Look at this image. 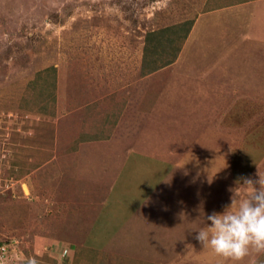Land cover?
Here are the masks:
<instances>
[{"label":"rangeland","instance_id":"obj_1","mask_svg":"<svg viewBox=\"0 0 264 264\" xmlns=\"http://www.w3.org/2000/svg\"><path fill=\"white\" fill-rule=\"evenodd\" d=\"M183 23L196 27L188 45L169 44ZM164 29L149 38L146 55L147 35ZM178 48L182 64L153 78L142 72ZM175 79L168 93L162 83ZM124 114L118 145L138 137L145 150L155 145L146 152L187 150L186 163L203 158L225 184L193 186L181 170L170 199L158 202L156 192L119 234L100 237L105 250L72 248L65 234L79 223L78 203L103 197L115 175L90 163L118 153L116 143L76 151ZM258 171L264 175V0H0L4 264H264L255 252L237 262L219 257L195 238L208 214L231 203V180L257 179Z\"/></svg>","mask_w":264,"mask_h":264},{"label":"crops","instance_id":"obj_2","mask_svg":"<svg viewBox=\"0 0 264 264\" xmlns=\"http://www.w3.org/2000/svg\"><path fill=\"white\" fill-rule=\"evenodd\" d=\"M221 9L223 10L224 8ZM221 9H217V11H220ZM214 11H209L207 13L210 14V12L212 13ZM191 28H196L194 27V23ZM188 36L189 34L184 41V48L188 45ZM204 44L210 47V43L207 44L205 42ZM197 47L200 46L197 45ZM180 64H182L181 57L177 56L172 64L160 69L166 70L169 67H177ZM160 69L146 75L153 78L162 71ZM177 80L178 79L172 81L169 80L171 81L170 83L166 84L164 82L162 83V86L166 89V91H168V93H170V89H175V86L178 87ZM175 91L179 96V90ZM159 95L160 94L157 92V97L154 101L155 105L158 102ZM170 107H172V105ZM125 116L126 115L124 114L123 116L115 118V124L111 123L110 120L107 119V121L109 120L110 122L107 125L104 124V126L108 127V129H106L107 132H103L102 136H100L101 134H98L96 138L94 137L93 139L89 138L86 141H81V146L78 147L79 149L76 153L80 152L81 148L85 147V145L97 146L99 148L98 150L102 151L105 150L104 148H109L111 151L112 143L117 144L122 139V135L119 133L117 136L118 132L116 131L119 129L120 125H122V120H125ZM118 119L120 120L118 121ZM112 129L114 133L112 132ZM228 131L233 135L235 133L232 127ZM142 133L145 136L144 132ZM147 139L146 141L150 142V140ZM140 143L142 142L138 140L137 137L136 141L130 140L125 143V146L117 144V148H115L117 150L115 151L118 153L113 159H110L108 156L109 160L105 158L103 162L99 163V166L95 163H90V167L102 169L100 171L101 173L99 172V175H105L107 172H110L111 168H113L115 175L113 176V179H111V183L109 184L110 186L103 197L97 198L96 201L90 197L89 203H78V208L74 211L73 217L75 219V223H77L78 220L79 223L72 224L71 227L66 229L72 234V236L71 234H69V236L65 234L67 238L69 237L72 240L71 241L69 239V243H67L70 247L73 248L78 246L80 248L86 247L91 250L94 248L105 250L106 244H104L105 242H101L100 237L103 239H109L112 238L110 233L119 234L131 221V219L136 217L145 203H149L150 198H153V195L156 194V192L162 191L161 193H163L164 196V198L158 202H165L167 199H170L169 197L171 196H168V192L173 190L171 183H173L175 178L180 180L179 176L181 175V170L193 176L195 179V184L193 186H195L196 183L197 185H203L207 182H213V184H216V182L221 184L224 183L222 178L216 177L215 175L211 176L208 172H206V164L201 162L203 158H197V156L194 155L196 159L194 158L195 160H192V162L186 163L188 155L187 150H184L183 153L181 151L178 155L173 154V151L169 149H161L158 153L146 152L148 149H154L155 145H149V148L145 150L143 145ZM42 167L43 166L40 168ZM186 168L189 170H185ZM233 180L235 181L234 178L231 181ZM229 183L230 182H228V184ZM233 185L234 183L231 184V188L234 187ZM74 192L76 195L77 191ZM80 195L81 193L79 191V196ZM73 200L75 201V198ZM89 207H91L90 214L87 219V222L89 223L88 226H86L87 222L84 221L83 216L88 213L86 209ZM67 212L68 214L72 213V207L67 209ZM65 222L68 224L69 219H65ZM83 223L85 224L84 226ZM262 255H264V253H262Z\"/></svg>","mask_w":264,"mask_h":264},{"label":"clouds","instance_id":"obj_3","mask_svg":"<svg viewBox=\"0 0 264 264\" xmlns=\"http://www.w3.org/2000/svg\"><path fill=\"white\" fill-rule=\"evenodd\" d=\"M256 175L238 177L230 189L231 203L206 216L195 237L203 249L234 262L251 252L264 253V175Z\"/></svg>","mask_w":264,"mask_h":264},{"label":"trees","instance_id":"obj_4","mask_svg":"<svg viewBox=\"0 0 264 264\" xmlns=\"http://www.w3.org/2000/svg\"><path fill=\"white\" fill-rule=\"evenodd\" d=\"M191 25H192V23H190V24L188 23V26L186 27V23H183L182 25H179V28L176 27L175 29H171V32L172 33L168 29L161 30V31H159L157 33L156 32L149 33L147 35V37H146V47H145L146 55L149 52L151 53V49L148 52V50H149V47H148L149 38H153V37L158 36V35L161 36L160 34L162 32H167L168 31V32H170V34L173 35V38H170L169 37V40H168L169 44L171 42H173L174 40H180L182 42V41H185V39H186V37H187V35H188L189 31H190ZM184 26L186 27V29L184 31H181L182 28H184ZM179 32H183V33H180L179 34ZM179 51H180V48L175 49L174 50V53L171 54L170 59L167 60L166 62H164L163 64H161V67H150L149 70L148 69H143L142 72L143 73H146L147 72V74H148L150 72H153V71L158 70V69H160L162 67H165V66H168V65L172 64L175 61V59L177 58V55H178ZM145 59H146V57H145Z\"/></svg>","mask_w":264,"mask_h":264},{"label":"built area","instance_id":"obj_5","mask_svg":"<svg viewBox=\"0 0 264 264\" xmlns=\"http://www.w3.org/2000/svg\"><path fill=\"white\" fill-rule=\"evenodd\" d=\"M9 246V243H0V264H4V261L7 259V256L9 254L8 251L10 250L8 249Z\"/></svg>","mask_w":264,"mask_h":264}]
</instances>
